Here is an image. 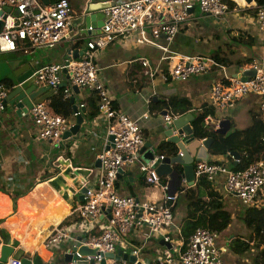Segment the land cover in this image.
<instances>
[{
	"label": "crops",
	"instance_id": "obj_1",
	"mask_svg": "<svg viewBox=\"0 0 264 264\" xmlns=\"http://www.w3.org/2000/svg\"><path fill=\"white\" fill-rule=\"evenodd\" d=\"M111 1L113 0H70V22L85 15L88 7ZM240 10L243 9L238 6L229 9V13L222 18L202 16L199 12L196 15L195 11L192 18L184 23L170 43L164 37L156 39L154 45L138 43L132 36L124 41H116L95 54L94 63L99 69V80L106 88L112 107L114 105L113 109L137 121L146 142L154 148L160 141H166L167 124L162 116L169 111L167 108L169 97L187 98L192 106L189 114L193 116V113L200 111L201 106L208 104L213 83L223 81L225 78H237V74L247 71L253 64L261 63L264 67V44L255 32L254 19L242 15ZM237 30L253 36L255 44L234 47V51L227 53L232 62L227 66L213 63L211 53L221 50L220 45L228 47ZM98 34L100 30L80 36L76 34V30L69 29L68 36L59 45L57 44L58 48L55 46L29 48L26 47L27 44H21L19 47L25 48L26 52L20 50L16 54L26 57L37 70L60 62V57L66 55L69 49L76 51V58L81 57L85 42ZM193 56L210 59L207 73L202 76H192L185 81L174 79L171 70L175 64L185 57ZM144 60L147 61V66L142 65ZM243 60H250L251 64H244ZM69 86V77L63 75L61 88ZM40 88L46 87L37 85L35 97L30 101L29 99L24 101L25 113L17 115L15 106L7 103L0 117V244L4 245L3 233H6L12 242V256L28 260L30 264H66L65 253L73 243L66 241L63 244L46 247V239L58 223L62 224L59 229H66L72 238H83L82 221L70 216L72 208L49 187L47 182L58 175L59 168L55 167V164L60 159L69 161L71 171H89L86 182L79 189L84 188L87 181L96 180L100 163L99 167H95V163L103 151L106 122L99 113L94 118L87 119L83 112V123L79 132L64 141L61 146L60 143L57 146L55 142L37 140V129L30 116V109L37 102L49 100L54 93L51 89L39 93ZM91 95L92 91L76 87H71L69 93L71 103L77 107L85 104ZM214 112L220 119H227L230 122V129L236 126L237 121L243 122L242 131L230 135L231 143L254 145L264 134V115L259 110L257 96L247 95L226 110L220 113L215 110ZM75 121L72 117L68 120V124L73 127ZM202 156H205L207 161L223 159L209 157L208 151H205L204 155L202 153ZM122 171L124 174L117 179L118 195L131 196L154 205L165 202L166 193L162 188L164 185L161 179L159 183H146L135 165L125 164L122 166ZM141 177L143 184L139 181ZM163 178L166 181L165 185L170 186V194L175 197L174 204H178L175 195L177 190L189 187L185 182L177 187L176 183H170L169 179ZM213 186L223 198L226 196L220 182ZM79 189H75L73 196L74 209L84 202V200L77 202ZM260 197H264V192ZM260 202L264 205L262 198ZM176 208L174 216L179 224L185 210L181 208V212H184L181 213L178 210L179 205ZM107 219L108 217H100L93 232L97 233L105 228ZM144 231L143 228L139 233H129L123 237L121 245L116 246L114 250V256L121 258L125 254L131 255L132 248L140 247L143 263L156 261L168 246L158 237H153L144 244L140 238ZM229 231L230 228L218 234L217 239V245L222 252H228L227 264H252L251 253L237 256L229 251V243L235 235L229 237L227 235Z\"/></svg>",
	"mask_w": 264,
	"mask_h": 264
},
{
	"label": "built area",
	"instance_id": "obj_2",
	"mask_svg": "<svg viewBox=\"0 0 264 264\" xmlns=\"http://www.w3.org/2000/svg\"><path fill=\"white\" fill-rule=\"evenodd\" d=\"M69 1L49 0L45 5L40 0H0V54L20 50L26 52L25 48L19 47L21 44H27L26 47L29 48H53L61 43L70 29ZM229 1L241 9L255 6L253 0L251 3L246 0ZM109 4L108 8L100 11L103 16L100 34L88 38L85 42L86 52L81 57L75 59L69 54L60 62L39 68L34 73L36 85L53 92L61 86L62 76L67 75L70 86L64 88L66 98L69 97L71 87L97 93L100 100L98 113L106 122L103 151L99 155V174L95 181H87L84 185V202L77 208H72L70 213L71 217L82 221L81 233L84 237L72 238L66 229H59L62 224L58 223L46 239L45 245L50 247L66 241L73 243L65 253L66 264H224L221 259L222 250L217 245V233L200 227L188 239L182 238L180 226L172 213L175 197L170 194V186H162L166 196L161 205L118 195L117 174L123 165L137 166L146 183H159L161 178L155 164L162 161L164 156L159 155L152 145L146 148L152 157L150 162H145L138 156L147 143L143 131L137 121L113 109L106 88L99 80V69L94 63V56L108 45L132 36L138 43L154 45L155 40L161 37L170 43L196 10L202 16L222 18L229 13V8L221 0H113ZM8 8L9 12L6 11ZM253 19L255 32L264 44V6L257 9ZM95 31L92 27L87 29L90 34ZM209 63L210 59L200 56L185 57L175 64L171 76L185 81L192 76L205 75ZM142 65L147 66V61H142ZM251 68L255 70V75L248 80L225 78L213 83L207 106L220 113L243 97L254 95L259 97V110L264 115V67L257 63L251 65L249 69ZM7 95V87L0 83V117L5 110ZM48 107L49 100L37 102L32 105L30 116L37 129V140L55 142L58 146L63 132L72 126L61 116L51 113ZM81 109H84V104L79 105L72 117L80 115ZM162 118L167 125H171L178 117L167 111ZM221 120L217 114L213 117L206 116L203 124L215 131ZM109 137L113 138L112 142H109ZM228 156L236 161L234 156ZM221 161L225 162L227 159L223 158L219 162ZM203 177L215 185L220 182L225 195L236 199L245 208L263 206L260 202V196L264 192L262 159L237 171L227 165L200 160L194 163V179L196 181ZM100 217H108L107 226L94 233ZM143 228L145 231L140 233V238L144 244L151 238L158 237L163 244L169 245L156 261L143 263L140 247L131 250L135 263L107 258L108 254L114 253L116 246L121 245L123 237L129 233H139ZM1 247L0 244V249ZM81 248L94 250L95 254H82L79 251ZM4 264H23V261L11 254Z\"/></svg>",
	"mask_w": 264,
	"mask_h": 264
},
{
	"label": "trees",
	"instance_id": "obj_3",
	"mask_svg": "<svg viewBox=\"0 0 264 264\" xmlns=\"http://www.w3.org/2000/svg\"><path fill=\"white\" fill-rule=\"evenodd\" d=\"M253 1L255 6L240 10L242 15L254 18L257 9L264 6V0ZM221 2L227 4L229 9L236 8V4L229 0H221ZM254 44L255 38L253 36L247 32L237 30L231 39V44H228V48H236L240 45L253 46ZM211 60L218 65L227 66L232 63L227 53L218 50L211 53ZM243 63L251 64V61L243 60ZM5 86L8 87L7 84ZM63 92L64 88L59 87L51 95L48 109L51 113L59 115L68 121L73 115V103H71L70 97L66 98L64 96ZM99 101L97 93L92 92L91 97L85 102L83 109L87 119H92L98 114ZM167 108L177 117L185 116L192 111L191 102L187 98L179 96L169 97ZM206 116H215L214 109L209 108L207 105L201 106L199 112L193 113V120L191 122L192 137L196 140L211 138L212 143L208 150L209 157L227 159V163L219 162L218 160H208V162L229 165L234 171L243 170L260 159L264 162V134L254 145L226 142L221 140V135H218L213 129L204 126L203 119ZM155 148L157 153L164 157L172 158L177 155L176 146L165 140L160 141ZM231 153L237 154V157L233 155L236 161L228 156ZM173 169L179 174L182 173V168L179 165H174ZM142 180L143 178L141 177L139 180L141 184L144 183ZM161 181L162 185H165V179L161 178ZM116 185H118V180ZM175 195L177 202L180 197L185 202V214L179 223L184 240L188 239L200 227L217 234H221L231 227L233 219L231 214L224 208L223 196L206 178L197 179L194 186L182 190L179 189ZM260 198L264 202V197ZM177 206L178 204H174L172 207L173 215L176 213ZM240 219L249 230V235L247 237L234 235L229 243V251L237 256L251 253L252 264H264V205L260 208H243V214Z\"/></svg>",
	"mask_w": 264,
	"mask_h": 264
},
{
	"label": "water",
	"instance_id": "obj_4",
	"mask_svg": "<svg viewBox=\"0 0 264 264\" xmlns=\"http://www.w3.org/2000/svg\"><path fill=\"white\" fill-rule=\"evenodd\" d=\"M43 4L47 5L48 0H40ZM248 3H251L252 0H246ZM110 6L109 3L104 4H94L86 10V14L79 17L78 19L70 22V31L76 30V34L80 36H86L90 33H87V29L92 27L95 30H100L103 26V16L99 14V10L106 9ZM7 12L10 11L8 8ZM17 15V12H14ZM161 14L158 16L160 19ZM1 27V23H0ZM86 52V49L83 50V53ZM75 50H68V55L72 54L73 58L75 56ZM82 53V54H83ZM81 54V55H82ZM35 68L28 62L26 57L18 55L16 53H7L0 54V83L7 84L8 87V95L5 100V104L10 103L15 106L16 114L20 115L21 113H25L26 108L24 107V101L29 99L32 100L35 97L34 92L36 91V83H35ZM255 75V70L253 68L237 74V78H240L241 81L248 80L250 77ZM61 87V86H60ZM49 90V88H40L38 89L40 92H45ZM72 101V100H71ZM73 113L78 111V107L73 105ZM80 115H77L75 118V125L71 127L69 130L63 132L61 137L60 146L66 140L71 139L73 136H76L80 130V126L83 123L82 114L84 112L83 109L80 111ZM165 114V113H164ZM193 120V116L191 114H187L182 117H178L174 119L171 125H167V132L165 134L166 141L176 146L177 155L169 158L164 157V159L155 164L157 167V173L160 178L166 177L169 179L170 183H176L177 187L181 186L183 182L186 183L187 187L194 186V163L200 160H206L202 156L205 151H208L212 139L207 138L202 141L196 140L192 137V128L190 123ZM230 129V122L227 119L221 120L218 124V128L215 132L218 135H225ZM173 131H176V134H173ZM188 138V139H186ZM186 139V140H185ZM113 138L109 137V142H112ZM151 144L146 143L144 147L141 149L138 156H140L145 162H150L152 157L146 151V148ZM201 154V155H200ZM231 156L236 153L229 154ZM100 161L97 160L95 163V167H99ZM174 165H179L182 168V173H177L174 169ZM55 167L59 168V173L57 176L52 178L47 182L49 187H51L62 199H64L71 208H74L73 196L75 195L76 190L79 189L85 182L86 176L89 174L87 170H76L71 171L69 161H64L62 159L58 160L55 164ZM124 172L119 169L117 178L119 179ZM130 175V174H128ZM70 184V185H69ZM86 192L85 188L79 189L77 195V202H83L84 194ZM4 234L5 243L0 249V264H4L7 261V258L11 255L13 249L11 247V240L9 237ZM169 246V245H166ZM80 253L94 255L95 251L87 248H81ZM107 258L128 261L129 263H135L136 260L130 254H125L123 257L114 256V254H108ZM23 264H30L31 262L28 260H22ZM90 264H93L91 262ZM104 264V262H102ZM136 264H141L136 262Z\"/></svg>",
	"mask_w": 264,
	"mask_h": 264
},
{
	"label": "rangeland",
	"instance_id": "obj_5",
	"mask_svg": "<svg viewBox=\"0 0 264 264\" xmlns=\"http://www.w3.org/2000/svg\"><path fill=\"white\" fill-rule=\"evenodd\" d=\"M195 14L196 15L198 14L197 10H196ZM56 46H55V48H58ZM219 47L221 48V50H219V51L220 52H225V53H230L231 51L235 50L234 47L228 48V47L223 46V45H220ZM67 57H68V55L66 54V55H63L60 58H61V60H63L64 58H67ZM242 123H243L242 121H237L236 124H235L236 126H233L229 130L227 135L225 134V135L221 136V140L229 142L231 134L237 133V132L239 133V132L242 131V129H243L242 126H241ZM224 203H225V207H224L225 210L228 213L231 214L232 219H233L231 227H230V231L227 233V235L230 237L233 234H235V235L237 234V235H241V236L247 237L249 235V230L244 226L242 220L240 219L242 217V214H243L242 205L239 204V202L236 199L231 198V197H229L227 195L224 196ZM178 205H179L178 210L181 212V208H184V206H185V202L183 201V199L181 197L178 200ZM180 212H179V215H181ZM181 213H184V212H181ZM222 241L225 242V240H222ZM227 255H228V252H222V254H221V259H222L224 264L228 263Z\"/></svg>",
	"mask_w": 264,
	"mask_h": 264
},
{
	"label": "bare ground",
	"instance_id": "obj_6",
	"mask_svg": "<svg viewBox=\"0 0 264 264\" xmlns=\"http://www.w3.org/2000/svg\"><path fill=\"white\" fill-rule=\"evenodd\" d=\"M240 1H242V0H240ZM26 212V211H25Z\"/></svg>",
	"mask_w": 264,
	"mask_h": 264
}]
</instances>
